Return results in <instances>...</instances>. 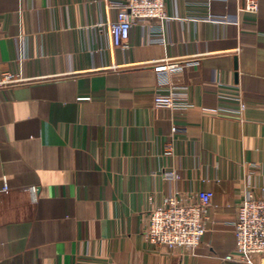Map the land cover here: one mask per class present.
<instances>
[{
  "label": "crops",
  "instance_id": "1",
  "mask_svg": "<svg viewBox=\"0 0 264 264\" xmlns=\"http://www.w3.org/2000/svg\"><path fill=\"white\" fill-rule=\"evenodd\" d=\"M245 4L167 0L159 30L115 47L104 0H0V76L17 77L0 84V264H236V206L264 196V0ZM161 76L174 109L154 106ZM203 190L193 250L147 240L148 210Z\"/></svg>",
  "mask_w": 264,
  "mask_h": 264
},
{
  "label": "built area",
  "instance_id": "2",
  "mask_svg": "<svg viewBox=\"0 0 264 264\" xmlns=\"http://www.w3.org/2000/svg\"><path fill=\"white\" fill-rule=\"evenodd\" d=\"M107 8L115 9V18L106 21V29L112 45L124 46L130 36L133 26L149 23L150 32L159 30L157 21L166 16L167 0H104ZM257 0H246V12L257 11ZM196 60L187 64H196ZM177 66L173 62L158 64L156 70L166 72ZM17 80L12 73L0 76V84ZM162 76L154 89L153 103L156 107L174 109L180 93L174 88L164 87ZM234 92L238 99L239 91L234 88H221ZM241 101V100H240ZM241 108L243 103L241 102ZM176 127L171 126V132ZM165 156L172 155L171 145L161 150ZM163 176L167 180L179 179L180 174L175 170H166ZM4 190L8 189L4 185ZM194 199L181 200L175 196H167L163 203L148 210L146 215L145 236L156 246L193 250L205 234L206 209L211 203V193L199 191ZM235 236L233 254L225 256L226 260L236 264H260L254 261L255 256L264 255V196H254L247 192L236 206V216L231 222Z\"/></svg>",
  "mask_w": 264,
  "mask_h": 264
}]
</instances>
